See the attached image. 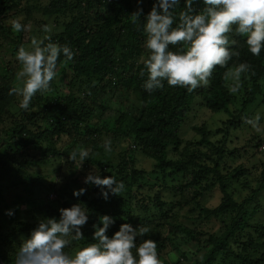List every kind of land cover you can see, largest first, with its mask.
I'll list each match as a JSON object with an SVG mask.
<instances>
[{"label":"trees","instance_id":"trees-1","mask_svg":"<svg viewBox=\"0 0 264 264\" xmlns=\"http://www.w3.org/2000/svg\"><path fill=\"white\" fill-rule=\"evenodd\" d=\"M35 5L33 0H0L1 51L5 52L3 47L9 46V51L12 52L11 56L16 57L18 48L31 42L33 35L25 34V29L29 24V16L31 15L34 19L33 12L41 14L42 18L39 19V23L41 22L42 26L48 25V19L52 18L53 20L50 22L52 27L49 33L51 40L61 45L70 46L74 52L71 60H66L61 55L57 62V69L62 72L69 69L75 78L73 84H79L78 90L69 92L67 95L59 93L56 97L45 96L42 98L35 95L29 108L22 110L17 106L20 103L19 96L16 94L9 95V89L17 87L15 81L18 77L14 69L21 65L17 59L16 62L15 59L4 61L2 68L4 73H0V133L9 134V139L13 143L6 150L11 157L4 158L2 152H0V175L3 173H19L18 167L21 166L48 162L49 159L42 158L41 160L38 157H28L22 151L24 145L33 143L32 139L36 138L37 144L41 145L40 138L47 140L48 135L61 136L71 134L74 130L77 135L91 134L99 137L102 134L108 135L114 132L113 138L131 141L132 146L129 150H138L154 160V169L149 172L148 176H153L155 183H150V189L159 184L160 180L164 181L171 176L169 171L173 173V171L181 169L185 173L188 172L196 176L203 165L197 164L192 159L187 160L168 154L172 144L175 146L180 144L179 139L176 138V132L185 119L192 101L199 97L202 103L211 111H223L229 114L231 113L229 104L232 97L224 85L227 70L235 67L239 62H247L251 67L245 75L254 79L264 76V49L261 50L258 56L253 55L245 43V37L234 33L231 34L230 39H235L237 43L231 47L238 51L240 55L239 57H233L225 67L216 66L213 69L208 86L198 87L194 91L188 92L183 87L170 86L165 81L163 88L148 92L143 88V82L147 78L143 60L134 69H129L130 62L120 60V56H114L115 42L121 48L136 47L138 40L143 35L144 18L149 11L147 7L143 9L144 5L141 6V1L49 0L47 5L40 6L38 10H35ZM204 7L203 0H194L192 4L193 13H197ZM138 8H142L143 12L140 21L133 23L131 14L136 12ZM11 9L15 11L10 13ZM183 9L184 0H180L175 12L178 14ZM17 18H22L21 23L25 26L21 32H16L11 28V21ZM34 20L36 22V19ZM39 32L40 37L46 35L43 28ZM180 46L171 47L175 50L176 47ZM142 71L144 72L143 76L141 75ZM68 86L70 87L71 84L68 83ZM118 86L127 87L136 92V102L139 101L140 106L135 107L136 110L133 112L132 117H129L131 119L129 123L124 121L126 116H120L119 120L114 121L113 125H104L99 128L96 122L91 121L94 118L98 94L105 93L107 89L115 91ZM257 91L258 88H255L253 91L246 93L242 102L243 106H247L255 100ZM14 102L18 107L16 112L11 111ZM124 122L127 124H124ZM44 123L49 124L51 129H44L43 132L38 134H34L30 129L35 124L41 125ZM232 126H235L234 116L227 120L223 131L228 132L229 127ZM205 134H202L203 140L198 141V143L208 145L210 151L216 153V158L213 159L214 163L212 164L211 157L207 155L211 163L208 166H203L204 177L208 180L214 177L217 180L219 189L222 192V201L214 209L202 208L200 211L196 209L197 203L196 205L193 204L192 208L198 212L195 219L223 214L221 219L224 220V226L222 224L217 236L208 234L205 240L198 238L203 245L207 243L208 250L195 263L264 264V220H256V223L253 221L248 222V207L240 205V208H237L235 198H233L234 193L230 186L240 173L234 172L225 176L226 180L224 179L218 165V161L224 155L223 144L221 142L220 145L211 143ZM3 143L4 139L0 136V147L2 148ZM262 145H264V141L257 140L253 146L258 148ZM55 149H53L54 154H58ZM260 152L264 158V147ZM131 155L133 154L125 152L118 155V162L115 166L106 164L103 169L108 168V171L99 173L101 178L113 176L117 181H122L125 184V189L122 192L117 195L110 194L107 200L102 198L99 188L97 192L95 191V197H88L85 194L79 196L92 216L81 228L84 240L77 241L81 246L93 242L95 231L93 225L96 227L102 226L99 218L103 215L113 218L114 222L106 232V235L111 237L119 230L121 224H130L133 205H139L144 210V217L146 218L156 214L167 216L169 211L175 207L168 206V203L162 200L159 193L155 195H151L149 192L143 194L141 188L144 186V182H147L142 180L144 179L142 176L144 175L143 171L137 169L129 171L126 168V165L129 166V163L133 161ZM21 156L25 158L22 159ZM88 158L96 161L91 155ZM261 165V171L258 173L259 177L255 178L256 173L253 172V178L257 185L249 195L250 199L242 200L245 203H249V200L255 199L258 194L264 191V161H261ZM26 183L28 182L19 181L16 184L24 185ZM243 186L247 187L245 184ZM93 187L96 186L93 185ZM201 191H197V193ZM60 194L64 199V204H71L72 198L67 196L65 191ZM202 194L200 193L198 196ZM34 202L29 201V203ZM25 203H28V201ZM6 205L5 194L0 187V215ZM46 206L53 207V204L46 202ZM156 208L158 209L157 213H152ZM51 217L58 219L59 215L57 212L52 211L48 215V218ZM226 220L228 221L226 222ZM166 224L169 230L157 246V253L160 252V248L170 245L182 256L189 257L191 251L189 244L192 243L194 238H197V233L201 231L190 228L180 221L175 223L169 221ZM32 225L33 223L19 220L12 226L9 234L3 231L0 223V259L4 264H14L16 248L11 247L16 239L14 234L18 232L25 235L28 233L26 231H32L34 227Z\"/></svg>","mask_w":264,"mask_h":264},{"label":"rangeland","instance_id":"rangeland-1","mask_svg":"<svg viewBox=\"0 0 264 264\" xmlns=\"http://www.w3.org/2000/svg\"><path fill=\"white\" fill-rule=\"evenodd\" d=\"M49 0H33L35 2V10H38L40 6L47 5ZM147 7L148 11L151 10L155 0H139ZM10 13L15 10L11 9ZM200 11V10H199ZM197 11V12H199ZM20 14V12H19ZM23 15V14H22ZM24 16V15H23ZM32 16L36 19H32L29 16V24L27 26L25 34H32L33 37L40 38V29L42 23H39L41 14L39 12H33ZM26 17V16H25ZM53 19H48L49 28L52 27L50 23ZM235 33H229V38ZM232 34V35H231ZM42 37V36H41ZM26 39V38H25ZM147 37L143 30L142 37L138 40L136 47L127 46L121 48L117 42L114 44V56H120V60L130 62L129 69H134L141 60H144L149 54L144 46ZM26 48L31 46V42L24 45ZM4 51H1L0 47V73L3 72L4 61L6 59L12 61L16 57L11 56L12 52L9 51L10 47H3ZM21 66L14 69L17 73ZM234 67L229 68L227 72H230ZM131 72V71H130ZM226 72V73H227ZM18 77V75H17ZM77 81V80H76ZM75 78L72 76L69 69L62 72L57 69V76L52 81L51 88L49 91L44 93H37V97L51 96L56 97L57 95H67L69 92H75L78 90V83L73 84ZM68 83L71 86H68ZM230 80L225 75L224 85L226 90L232 97V101L229 104V114L225 112H213L207 106H205L199 97H196L191 107L183 120L182 124L176 132V138L179 139L180 144L178 146L171 145L168 154H173L176 157L183 159H192L197 164L208 166L210 162L209 155L212 159L216 158V153L210 151L209 146L206 144H199L198 141H202L203 133L209 139L211 143L220 145L223 144L224 155L218 161L221 174L225 176L231 175L234 172L240 173L230 189L234 193L237 208L240 205L248 207L247 221L255 222L256 220H264V191L253 200H249V203H245L242 200L250 199L252 190L256 187L257 182L253 178V172L256 173L255 178L259 177L261 171V161H264L262 153V146L256 148L253 146L256 141H264V130L256 131L251 125L245 123V117L255 118L256 115L262 117L260 121V127L264 129V76L259 79H254L245 74L242 75V85L237 93H231L229 90ZM17 87L22 86V81L17 78L15 81ZM258 88L255 95V100L247 106H243L242 102L246 96V93L253 91ZM137 93L131 91L127 87L118 86L117 90L107 89L105 93L98 94L96 110L92 122H96L98 127L101 128L104 125L111 126L114 121L119 120L120 116H126L125 120L127 123L130 122V118L133 112L136 110L135 107L140 106V102H136ZM18 97V96H17ZM41 98V99H42ZM21 100L22 97L19 96ZM19 106V104L17 105ZM15 102L11 106V111L16 112L18 107ZM131 112V114H130ZM130 114V115H128ZM234 116L235 126L229 127V131H223V127L229 118ZM124 122V124H127ZM34 134L43 132L44 129H51L49 124L34 125L30 128ZM114 132L108 135L102 134L99 136H92L91 134L77 135L74 130L71 134H64L61 136L48 135L47 140L42 141L41 145H38L36 138L32 139L33 143L24 145L22 151L31 158L38 157L49 159L46 163L38 162L30 166L18 167L19 173H3L0 175V187L3 189L5 194V203L7 204L1 212L0 223L4 232L10 234V229L19 220H23L27 223H33L34 227L37 226L38 222L42 219L48 218L50 212L55 211L59 215V209L69 208L71 205L76 203L84 204V201L80 197L73 196V191L80 188H85V195L88 197H95L98 191L97 187H93V184H85L84 177L88 172L95 166L99 170V173H106L108 168L103 169L106 164H113L114 166L118 162V155L125 153H131L133 155L132 163L129 166L126 165L129 171L133 169L143 171L144 186L141 191L143 194L148 192L151 195L159 193L162 200L168 203V206H175L173 210L169 211L167 216L154 215L150 218H146L144 210L138 205H133L130 224L136 228L138 226H147L150 229L148 234L137 237V243L145 239H151L157 242V246L163 240V237L167 234L169 228L166 223L169 221L182 222L188 225L190 228H194L197 231V238L192 240L189 244L191 251L189 257L182 256L177 250L170 245L160 248L158 259L161 264H196L202 254L208 250L207 243H202L198 238L207 239L208 234L218 235V232L224 226V220L221 219L223 214L216 216L204 217L195 219L198 216V212L193 210V204L196 205V209H214L222 201V192L219 189L217 180L213 177L207 179L204 177V169L198 171V176H193L188 172L185 173L183 170H175L171 173V176L167 177L164 181L160 180V183L150 189V183H155L153 176L149 175L154 169V160L152 158L143 155L138 150H129L132 146L128 139L122 140L121 138H113ZM111 135V136H110ZM0 136L4 139L3 148L0 147L2 157H11L7 153V149L12 146L13 141L9 139V134L0 133ZM106 137H110L112 140V152L106 153L103 149V142ZM113 138V139H112ZM58 154H54L53 149ZM85 148L89 151V155L96 161H92L87 158L81 165L79 160L73 162L69 159V155L73 150ZM134 148V147H133ZM258 151V152H257ZM22 159L25 157L21 156ZM14 159V158H13ZM193 178V179H192ZM195 178V179H194ZM210 178V176H209ZM26 179V180H25ZM226 180V179H225ZM19 181L28 182L24 185L16 184ZM149 182V184H148ZM226 182V181H225ZM146 183V184H145ZM15 186H13V185ZM190 184V185H189ZM247 187H244L243 185ZM189 185V187H188ZM205 187V189H204ZM182 190V192H180ZM202 190V191H201ZM264 190V189H263ZM63 191L67 193V196L72 198L71 204H64V199L60 196ZM96 191V192H95ZM201 191L202 195L198 196ZM28 201V203H25ZM29 201H37L29 203ZM46 202H51L53 207H47ZM25 203V204H23ZM182 204V205H181ZM87 208V206L84 204ZM88 209V208H87ZM176 209V211H175ZM12 211V215H8V211ZM58 210V211H57ZM156 208L152 213H157ZM92 216L88 211V220ZM87 220V221H88ZM163 221V222H162ZM228 220H226L227 222ZM32 225V226H33ZM25 235L17 232L14 234L16 239L11 247L18 248L22 241L26 239L31 231ZM199 241L198 243H196ZM81 245L77 241L72 242L66 249L69 254H74L75 250Z\"/></svg>","mask_w":264,"mask_h":264},{"label":"clouds","instance_id":"clouds-1","mask_svg":"<svg viewBox=\"0 0 264 264\" xmlns=\"http://www.w3.org/2000/svg\"><path fill=\"white\" fill-rule=\"evenodd\" d=\"M194 0H184V9H177L180 0H155L144 20L146 34L145 48L149 54L143 60L147 78L143 88L148 92L161 89L166 81L170 86H179L192 92L198 87L210 84V77L216 66L225 67L233 57L240 53L231 46L236 45L229 33L245 37V43L253 55L264 49V0H203L205 7L193 13ZM143 9L131 14L133 23L140 21ZM22 18L11 21V28L21 32ZM175 25V26H174ZM46 35L31 39V46L21 45L16 59L21 65L18 78L21 87L9 89V95L16 94L22 99L19 107L27 110L37 93L50 90L57 76V62L61 55L71 60L74 52L70 46L51 40V28L44 25ZM181 45L175 50L171 46ZM250 65L239 62L226 73L230 80L229 90L237 93L242 85V75ZM144 75V72H141ZM262 117H245V123L256 131ZM106 153L112 152V140L106 137L103 142ZM89 156L85 148L73 150L69 159L79 160L81 165ZM85 184H93L100 189L101 196L107 200L110 194L117 195L125 189L122 181L113 176L101 178L99 170L93 169L84 177ZM85 188L73 191V196L84 194ZM8 215H12L9 210ZM88 209L82 203L59 209V218H45L38 222L30 235L22 241L15 253L14 264H161L157 254V242L145 239L137 243V237L150 232L147 226L134 228L129 223L120 225L111 237L106 235L113 218L103 215L99 218L102 226L96 227L93 242L80 246L74 254L66 251L74 241L84 240L81 228L87 223Z\"/></svg>","mask_w":264,"mask_h":264},{"label":"water","instance_id":"water-1","mask_svg":"<svg viewBox=\"0 0 264 264\" xmlns=\"http://www.w3.org/2000/svg\"><path fill=\"white\" fill-rule=\"evenodd\" d=\"M0 264H4L1 259H0Z\"/></svg>","mask_w":264,"mask_h":264},{"label":"built area","instance_id":"built-area-1","mask_svg":"<svg viewBox=\"0 0 264 264\" xmlns=\"http://www.w3.org/2000/svg\"><path fill=\"white\" fill-rule=\"evenodd\" d=\"M262 147H264V145H262Z\"/></svg>","mask_w":264,"mask_h":264}]
</instances>
